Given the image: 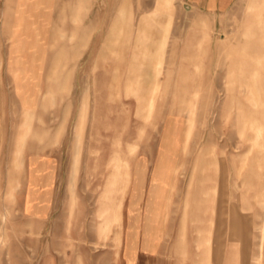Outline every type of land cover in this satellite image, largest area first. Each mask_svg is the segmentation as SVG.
Here are the masks:
<instances>
[{
	"label": "rangeland",
	"instance_id": "1",
	"mask_svg": "<svg viewBox=\"0 0 264 264\" xmlns=\"http://www.w3.org/2000/svg\"><path fill=\"white\" fill-rule=\"evenodd\" d=\"M168 1L0 0V264H264L261 0Z\"/></svg>",
	"mask_w": 264,
	"mask_h": 264
},
{
	"label": "bare ground",
	"instance_id": "2",
	"mask_svg": "<svg viewBox=\"0 0 264 264\" xmlns=\"http://www.w3.org/2000/svg\"><path fill=\"white\" fill-rule=\"evenodd\" d=\"M16 1V0H15ZM259 7L260 8H263L264 9V0H261V2L259 3ZM25 16H31L30 13H25L24 14V17ZM35 17V16H34ZM22 20V18L18 21L20 22ZM40 23L38 22L37 20V25H35V27L37 28V32L35 33L34 37H36L32 42H31V46L33 47V50L31 51V55L27 56L25 55L26 58H24L25 60V66L23 67H20V66H16L15 69H14V72L15 74L19 77V80H18V89H19V92H21L20 94L22 95V99L24 102H28V101H34L35 100V97H36V94L38 91H40V87H39V73L36 72L35 70V61L37 60H40L37 64L38 65H42L43 63L41 62V57H40V53H41V47H40V43H39V40L41 41L42 40V37H43V32H44V29H42L40 26ZM18 26H19V30H20V39H17L15 42H14V48L15 50H22L23 47L24 48V51L27 47V44L29 43V35L25 32L26 30L24 29V26L22 25V23H18ZM117 28L114 27V33H112L110 36H113L114 38H117V37H120L122 34L123 31H121V29H118L117 31L115 30ZM14 34V33H13ZM62 35V34H60ZM13 35H10L9 37H12ZM143 36L142 35H139V38L138 40L139 41H143ZM72 38V37H71ZM110 39H112L110 37ZM108 40V41H111V40ZM114 39H112L113 41ZM123 59V58H122ZM23 58L21 59V56H16L12 59V62H22ZM259 66V65H258ZM259 68V67H258ZM130 73H129V76L127 78V86H130V78H133V77H136V85L138 86V88L140 87V83L139 81L137 80V75L136 76H133L132 74H135V70L131 69L129 70ZM1 74V73H0ZM261 74L257 72L256 69H254V72H253V79H256L257 81V78L259 80ZM255 77V78H254ZM255 82V80H254ZM259 90V89H258ZM263 90V89H262ZM262 90H259V92H255V89L254 87L251 88V101H252V106L253 108L255 109V117L254 119L252 120V124H253V127H254V130H255V138L256 140H258L259 138H261L262 136V133H263V129H264V99L262 100L260 97H263V93H262ZM79 134V133H78ZM162 172V170H161ZM161 172H160V176H161ZM155 180H157L159 183V185L157 186L158 188L156 189V193H152L151 196H159V192L160 191H163L164 189V185L165 183L163 182H166V180H164L162 177H156L154 178ZM114 177L109 181V184L112 185L114 183ZM161 193V192H160ZM264 200V199H263ZM105 210L108 209L107 208H104ZM107 219V217H106ZM239 228L237 226V224L235 225V230H234V233L233 235H238L240 232H239ZM239 232V233H238Z\"/></svg>",
	"mask_w": 264,
	"mask_h": 264
},
{
	"label": "crops",
	"instance_id": "3",
	"mask_svg": "<svg viewBox=\"0 0 264 264\" xmlns=\"http://www.w3.org/2000/svg\"><path fill=\"white\" fill-rule=\"evenodd\" d=\"M168 0H164V2H167ZM235 0H189L192 6L197 7L198 9H202L207 12H222L225 11L228 7L231 6V4ZM165 4H170L169 1L168 3ZM239 234L238 235H233V237L238 238V239H243V229H241L239 226ZM132 263V261H131Z\"/></svg>",
	"mask_w": 264,
	"mask_h": 264
}]
</instances>
